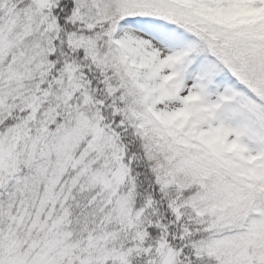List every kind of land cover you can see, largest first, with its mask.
I'll list each match as a JSON object with an SVG mask.
<instances>
[{
  "label": "snow or ice",
  "instance_id": "snow-or-ice-1",
  "mask_svg": "<svg viewBox=\"0 0 264 264\" xmlns=\"http://www.w3.org/2000/svg\"><path fill=\"white\" fill-rule=\"evenodd\" d=\"M0 264H264V0H0Z\"/></svg>",
  "mask_w": 264,
  "mask_h": 264
}]
</instances>
